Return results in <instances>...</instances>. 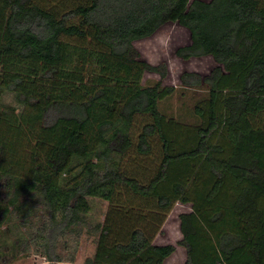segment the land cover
Segmentation results:
<instances>
[{
    "label": "trees",
    "instance_id": "obj_1",
    "mask_svg": "<svg viewBox=\"0 0 264 264\" xmlns=\"http://www.w3.org/2000/svg\"><path fill=\"white\" fill-rule=\"evenodd\" d=\"M170 23L190 33L180 58L217 64L181 75L202 93L189 119L161 109L177 88L144 84L167 68L134 46ZM258 102L264 0H0V264L21 242L4 226L37 206L31 240L48 264L74 263L84 228L85 264H165L176 247L155 239L177 203L192 206L184 264H264ZM91 199L109 204L103 222Z\"/></svg>",
    "mask_w": 264,
    "mask_h": 264
},
{
    "label": "rangeland",
    "instance_id": "obj_2",
    "mask_svg": "<svg viewBox=\"0 0 264 264\" xmlns=\"http://www.w3.org/2000/svg\"><path fill=\"white\" fill-rule=\"evenodd\" d=\"M209 1V0H207ZM190 43V33L184 27L170 23L160 28L151 37L136 41L134 46L138 49L141 57L153 65H160L167 68V76L162 78L159 74L147 73L144 76V84L151 81H162L164 86H174L177 88L174 96L161 104V109L169 116L189 119L194 104L202 97V93L193 89L181 87L180 77L184 72H195L200 75L208 74L217 64L212 57L192 58L184 60L177 55L180 47ZM5 103H13V100L6 97ZM255 106V105H254ZM255 126L264 128V106L260 107L258 102L256 107L248 115ZM6 196V195H5ZM91 212L88 219L92 224L103 222L108 211L109 204L100 199H91ZM192 206L189 204L177 203L158 236L155 244L168 245L176 247V252L169 259L167 264H184L187 257L186 248L179 245L183 236L180 229L179 217L181 214L190 212ZM44 210L37 206L34 214L24 217L18 221L13 220L9 225L4 226L7 230L8 245H13L18 239L19 251L13 257V251L9 249L6 252L4 264H48L46 258L39 252V245L31 240L34 231L33 224H38ZM83 237L76 245L73 251L74 263L85 264L86 260L93 257L96 250V236L93 233L87 234V229H83ZM33 233V234H32ZM70 264V263H67Z\"/></svg>",
    "mask_w": 264,
    "mask_h": 264
},
{
    "label": "crops",
    "instance_id": "obj_3",
    "mask_svg": "<svg viewBox=\"0 0 264 264\" xmlns=\"http://www.w3.org/2000/svg\"><path fill=\"white\" fill-rule=\"evenodd\" d=\"M172 256H173V255H172ZM172 256H171V257H172ZM171 257H170V258H171ZM170 258H169V259H170ZM169 259L166 260L165 264H167V262L169 261Z\"/></svg>",
    "mask_w": 264,
    "mask_h": 264
}]
</instances>
